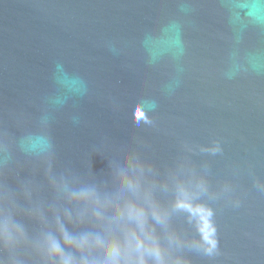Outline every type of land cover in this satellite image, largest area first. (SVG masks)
I'll list each match as a JSON object with an SVG mask.
<instances>
[{
    "label": "water",
    "instance_id": "obj_1",
    "mask_svg": "<svg viewBox=\"0 0 264 264\" xmlns=\"http://www.w3.org/2000/svg\"><path fill=\"white\" fill-rule=\"evenodd\" d=\"M9 228L19 264H264V0H0Z\"/></svg>",
    "mask_w": 264,
    "mask_h": 264
},
{
    "label": "clouds",
    "instance_id": "obj_2",
    "mask_svg": "<svg viewBox=\"0 0 264 264\" xmlns=\"http://www.w3.org/2000/svg\"><path fill=\"white\" fill-rule=\"evenodd\" d=\"M25 237L22 232L14 228H9L4 231H0V246L6 248L10 253V264H19V261L15 259L14 252L16 248L23 243ZM206 249L208 255L212 254L214 249ZM53 248L45 250V255L51 257V264H69V261L63 259L62 256L53 255ZM105 264H188L183 258H176L169 260L164 249L160 246L154 247L149 250L143 248H134L131 250L129 256L124 257L116 254L114 251H109L106 255Z\"/></svg>",
    "mask_w": 264,
    "mask_h": 264
}]
</instances>
